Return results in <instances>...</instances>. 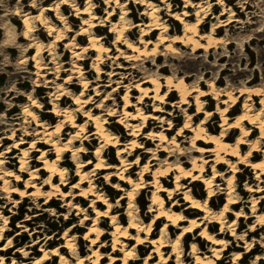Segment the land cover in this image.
Returning <instances> with one entry per match:
<instances>
[{"label":"rangeland","instance_id":"rangeland-1","mask_svg":"<svg viewBox=\"0 0 264 264\" xmlns=\"http://www.w3.org/2000/svg\"><path fill=\"white\" fill-rule=\"evenodd\" d=\"M62 0H0V138L4 135L11 136L12 132L16 129V126L23 125L25 118L23 115V109L26 106H30L32 102L36 101L40 108H35L36 113L39 115V119L44 121L48 126H52L57 123L61 116L56 115L52 112L55 103L58 104L60 109L63 108H73L75 107L74 95L77 92L82 91L83 87L80 82V78L73 77L71 79L72 85L65 84V78L72 75L71 71L60 73L58 84L63 86L62 89L52 87L53 83L46 82V77H41L37 72L36 62L33 59L36 53V43H43L45 49H49V42L54 39L53 34L50 35V31L41 21L37 20L36 17H32V31L28 34L25 33V25L23 17L25 15L34 16L40 13V10L44 6L54 5L56 2H61ZM73 3H77L80 6L85 5V0H71ZM121 2H127V10L129 12L128 21L130 25H136L141 23L145 25L146 22L150 20L149 16L143 14L145 6L136 0H120ZM157 4L161 10L162 22L166 24L168 29H170L169 37L183 33V23L170 15L172 11L182 13L187 11L191 14L189 20L200 21L199 33L208 34L211 29L217 37H220L217 44H213L209 49L205 47L197 52H194L192 47L182 46L178 43V53H167L164 51V46L161 50L165 52L159 58H151L149 63L155 62V66L149 64L153 67L155 71L157 66L166 65V71H159L163 76L171 74L172 72H179L177 76H187L185 78L188 83L193 86H200L206 90L207 95L203 97V112L200 113L196 118H193L195 113H197V106L195 104V98L190 97V104L182 106L180 103V95L177 90L173 91V94H167V104L163 105L166 113L164 116L165 123L170 122L172 130L168 134L171 138L185 126L188 119L192 118V124H197L202 119H205L208 129L214 132H221V123L223 121L222 114L220 112V107L228 109L229 120H233L236 116L243 112V107L246 102L247 94H241L244 92L246 85L249 88H260L262 90L261 94L264 97V0H190V4L193 6H185L184 0H151ZM94 7L96 8V13L99 19H105L109 9L105 0H92ZM201 3L203 10L197 13V4ZM171 9V11L168 10ZM63 14L67 17L70 28L73 30L71 34H75L80 30L83 21V15L80 17L75 16V11L72 6L66 5V9H62ZM121 9H116V15L114 20L119 19ZM47 14L48 19H55V11H50ZM82 18V19H81ZM111 21L106 22V25L100 26L97 35L107 36L109 42L107 46L114 48L113 54H115V47L113 42L116 38V34L110 32ZM58 26H63L61 22L53 21ZM134 37H130L132 40L137 41L143 37V31L141 26L133 27ZM159 32L156 30L152 35L146 36L144 39L157 40ZM89 33L84 35V40H77L78 46L89 42ZM205 42V40H204ZM124 49L126 47L122 45ZM54 54L50 55V50L46 51L45 55L40 57V61L44 64H49L56 69V66H61V69L72 68V63L76 60L72 57V52L65 46V42L54 46ZM162 51V52H163ZM117 53V52H116ZM96 51H91L84 55L85 61H81L80 65L82 68L91 72V77L88 80H93L98 77L96 71L92 68L93 57H95ZM55 58L58 63H51L50 61ZM111 60L108 61L107 65H102L104 70V79H109V71H111ZM128 65V63H125ZM148 66V67H150ZM57 74H49V77L55 80ZM214 83V89L210 82ZM165 83V79L163 80ZM210 85V86H209ZM76 87V88H75ZM93 87V86H92ZM216 88V90H215ZM168 87L165 86L162 90L165 93L168 91ZM212 89V91L210 90ZM210 91V92H209ZM231 92L234 99L227 101L226 104L222 103L223 99H228L225 93ZM125 89L116 92L115 97L118 98L119 105L122 108L124 105V100L122 96L125 94ZM214 92H219L223 94L221 96H216ZM53 94V95H52ZM89 94H94V89L88 91ZM133 95H138L139 91H134ZM195 94V93H194ZM241 95V96H239ZM262 96H256V101L253 103L257 109L262 108V104L259 102ZM55 97H59V100H55ZM134 102L137 101L136 97H132ZM101 102V99H99ZM98 102V103H99ZM153 98H148L146 100V106L148 109L145 111L151 113L152 115L159 114L161 117L162 113L154 112ZM180 103V104H179ZM159 105V103H158ZM179 105V106H177ZM108 106L106 107V109ZM116 116L105 115L108 121L111 123V131L119 136V140L122 144L117 146H106L103 157L105 163L109 165L121 166V160L118 155L119 147L125 146L131 139L132 135H129L128 129L123 124L117 122L118 113ZM135 111V110H134ZM206 111H211L212 114L206 116ZM83 113V112H81ZM98 113V112H94ZM189 114L190 116H186ZM31 120V118H29ZM84 118L77 119L78 123H83ZM160 119H150L147 127L141 132L142 136L139 138V143L144 146L138 152H135L133 157L130 159H135L140 157V162L138 165H134L131 168V172H128V176L132 177L136 182H140L141 172L143 170V165L147 164L154 153L157 154L159 159H165L167 157V152L160 154L159 150L162 147L157 145L156 141H151L147 143L148 138L145 135L147 133L154 131L158 132L163 123L159 122ZM15 122L22 124H14ZM87 133L94 130L93 121L89 122ZM138 123H141L139 121ZM68 124V125H67ZM169 124V125H170ZM166 124V126H169ZM35 127V123L33 125ZM248 129H255V131L250 134L247 138L254 140L259 134L260 130L252 126L247 125ZM75 129L70 127L69 123H66L64 128V137L66 138L68 134ZM23 131V130H22ZM21 130L18 131L17 138L22 136ZM33 131V130H32ZM226 133L230 135V141H235L241 134L240 128L229 127ZM192 133L186 131L185 136H191ZM182 137L180 143L182 144L183 150H189V141L183 143ZM28 139L31 140V137ZM14 140L5 139L1 142L0 152H2L8 145H10ZM98 139H91L86 141L84 145L87 154L81 159V161L91 159L93 162L97 161L94 150L99 145ZM80 146V142L77 144ZM200 146L202 144H199ZM213 146V143L206 144ZM259 148L264 149V143L259 144ZM28 144L21 147L25 148ZM14 149L10 154V160L14 165L7 166V169H17L19 166V155L21 149ZM39 150L48 149L47 144L39 143L37 145ZM173 147H170L172 149ZM250 147L248 145L244 146L242 149V154H245ZM129 151V150H128ZM178 153V150H175ZM40 152L36 151L32 153V158L37 159ZM127 154H124L126 156ZM196 154L193 157L185 156L184 159L188 161L186 167H190L193 158L197 157ZM209 155V153H208ZM207 155V156H208ZM50 159H54L56 154L49 156ZM127 157V156H126ZM264 152L259 151V156H251L249 162H255L257 160L263 159ZM72 153L68 152L64 154V162L61 164L62 167L66 168L68 171V183H78L80 181V175H76L77 172V162L72 159ZM232 160H237L232 158ZM174 161V160H173ZM212 164L208 165L205 176L209 177L212 175ZM248 161H244L237 165L235 170L233 167L224 164L218 167V170L222 175L216 179V184L214 186V195L209 198L208 205L212 211L220 210L224 203L227 201L226 189L228 183L226 181L227 177H234V193L236 200L239 201L238 205H233L230 210L242 212L243 216L236 220V234L231 235L228 227H224L222 230L224 234L218 235V237L226 239L227 249H225L222 254V260H217L218 264H233V256L237 253H241L242 258L238 260L237 264H264V190L261 192H251L247 188H264V174L259 177L256 176L254 169L251 165H247ZM40 163L34 161L31 163L32 167H37ZM91 164L88 168L93 167ZM87 168V169H88ZM153 167L150 168V174L144 176L143 183L144 188L134 189V202L133 210L138 215V218L143 223H149L153 218L154 214L149 211L150 209V199L153 195V186L149 181L153 180L152 175ZM112 171L118 172L119 170L114 168ZM106 171H103L105 173ZM22 183L18 186L20 189L25 188V180L28 178L27 173H21ZM42 182L48 173L44 172L40 175ZM175 170H172L169 175H166L163 185L166 188L175 187ZM260 179L262 182H260ZM42 180V181H41ZM166 181V182H165ZM54 183H59V177H56L53 181ZM189 182V183H188ZM184 183L190 184V191L192 195L201 201H205L208 198V191L206 185L201 181H192V178L186 179ZM2 184V181H0ZM120 184L124 189L117 190L114 185ZM119 185V186H120ZM95 190L102 192L111 202L113 206L112 214L117 215V220L119 224L125 225L129 222V216L127 215V209L129 207L130 199L129 197L123 198L127 195L129 191L133 189V186L127 182L120 181L117 178L106 180L103 177H98L94 184ZM15 187V186H14ZM46 187L45 189L49 188ZM84 188L89 187V183L83 184ZM70 187H64V192L68 191ZM79 192V189H76ZM0 189V232L1 226H5L3 231V241L0 245L7 244L9 239L12 241V247L7 253L4 254L6 257L4 264H21L23 261H28L43 253L44 249H53L56 246L65 244L66 238L72 237L74 239V246L76 252L79 256L87 258L93 251L91 246V241L84 238L86 231H88L89 226L93 223V219L96 216L92 208L89 209L90 200H86L83 197H78L68 206L67 203L71 202V198L63 199L61 195L59 198H53L48 204H44L45 198L36 199L33 196H27L25 198L21 197L19 194L13 197L6 198L5 193ZM4 195V197H3ZM164 197L167 199L166 206L170 207L172 201L168 199L167 192L163 193ZM176 199L182 204L180 211H184V208L188 205L183 194H177ZM91 198V197H90ZM43 199V200H42ZM83 202H81V200ZM256 200V211L253 210L252 204ZM11 201L10 203H8ZM78 204L84 208L82 213L73 206ZM100 209L105 210L106 206H101ZM190 211H193L189 213ZM78 213V214H77ZM203 211L195 210L194 208L188 209V212H184L185 218L202 217ZM258 214H262L263 220L259 221ZM88 217V219H84ZM4 219L8 222L4 224ZM211 218L203 219V223L208 226L210 233H217L221 231V224L212 221ZM227 221H234L236 216L234 213H230L226 217ZM167 223L166 218H161L159 221L154 222L152 234L150 239H154L160 235V228ZM184 224H188L185 222ZM228 225V224H227ZM252 226L254 230L252 231ZM110 217L100 218V228L103 230L101 241L105 242L108 246L102 251L103 255H110L112 252V235L111 230L113 229ZM202 227L196 229L192 233L184 236L181 243V251L184 255V260L188 263H194L195 259L192 257L191 245L193 242L196 243L198 249L202 250L204 253H210V249L213 247V243L198 236ZM226 228V229H225ZM181 229L177 227H172V234L169 235V239L172 241L178 236ZM135 235L136 231H132ZM145 236V234H144ZM35 242H37L35 244ZM136 244L135 240H128V247H132ZM153 245L151 242L147 241L143 243L136 250V258L139 264H144L146 257L151 254ZM18 249H26L29 253L27 257L18 252ZM172 252V247L166 248V254L170 255ZM60 254H64L70 257L69 249L62 248L59 251V255L50 254V259L45 264H59ZM114 256L120 257L122 255L121 251H117L113 254ZM157 256V254H156ZM71 258V257H70ZM157 259V258H156ZM153 258L151 262L156 260ZM109 259H103L102 264H107ZM89 262V261H86ZM121 261L119 262V264ZM131 264H133L131 262ZM166 264H177L176 255H172L171 259Z\"/></svg>","mask_w":264,"mask_h":264},{"label":"bare ground","instance_id":"bare-ground-1","mask_svg":"<svg viewBox=\"0 0 264 264\" xmlns=\"http://www.w3.org/2000/svg\"><path fill=\"white\" fill-rule=\"evenodd\" d=\"M136 1L145 6L143 14H146L150 18L145 25L141 23H136V25H134L137 27L141 26L143 31V37L137 41L130 38L132 36L134 37V26L130 25L128 21L129 12L127 10V2H121L120 0H105L108 7L112 6V4L114 5L111 7L112 10L109 9L106 11L107 16L105 19H99L96 13V6L94 7L92 0H85L84 6L73 3L71 0H62L61 2H56L54 5L44 6L37 15H25L23 17L26 34L32 31V17H36L37 20L44 23L50 31V35L53 34L54 36V39L49 42V49H45L44 44L40 42L35 45L36 53L33 59L36 62L38 74L41 77H46V82L53 83V85H51L52 87L55 86L56 88L62 89L63 86L57 83L58 80H60L59 75L60 73L71 71L72 75L65 78V84L72 85L71 79L73 77H78L80 78L79 84H81L83 89L74 95L73 103L75 107L60 109L58 104L55 103L52 112L61 116V118L52 126H48L44 121L39 119V115L36 113L35 108H40V106L36 101L23 109V118H25L23 125H19L22 123L15 122L14 124H18L19 126H16L11 136L4 135L0 138V148L1 142L5 139L14 140L0 152V181H2L0 189L6 194L5 197L8 199L10 198V200L11 197L19 194L23 198L27 196H33L36 199L45 198L43 201L44 204L50 203L53 198H59V195H61L63 199H67V201L71 198V202L67 203L68 206H71L74 200L78 199V197H83L86 200H90V204L88 205L89 209L92 208L96 216L84 235L85 239L91 241V246L93 247L92 253H90L87 258L79 256L74 246V239L68 237L66 238L65 244L59 247L56 246L53 249H44L43 253L37 256V258L23 261L21 264H45L50 259V254L59 255V251L64 247L69 249L71 258L64 254H60L59 264H102V260L106 258L109 259L107 264H119L120 261V264H131V262L133 264H139L135 257L136 250L147 241L151 242L153 247L151 254L146 257L144 264H166L170 261L172 255H176L177 264H218L217 260H222L221 253L227 249L226 239L220 238L218 235L224 234L222 230L224 227H228L230 234L235 235L237 231L236 220L243 216L242 212H233L230 210L233 205L239 204V201L236 200L233 195V176L226 178L228 183L226 189L227 201L224 203L223 207L218 211H212L209 207L208 200L214 195L213 191L216 179L222 175L218 167L227 164L233 167L232 170H235L239 163L248 161L247 165H251L256 176L259 177L261 174H264V157L255 162H249L251 156L258 157L259 151L264 152V149L261 150L259 148V144L264 143V97L261 94L262 90L260 88H249V86L246 85L244 92L241 93L247 94L243 112L239 113L233 120H229L227 114L228 109L220 107L219 110L223 118L221 132H214L208 129V122L205 119H202L197 124H192L191 118L186 121L185 126L181 128L175 136L171 138L168 136L172 127L170 122L165 123L163 120L166 111L164 107H162V104H167V94H173V91L177 90L181 98V105H189V107L191 106L190 97H194L198 110L197 113L191 117L196 118L203 112L204 106L202 99L208 92L200 86H193L188 83L185 78H188L190 75L179 77L177 76L179 72H172L166 76L161 75L159 71L167 70L165 64L157 66V69L154 71L153 67L149 65L152 64L155 66V62L149 63L151 58H159L161 55H164V51H167V53H178V43L186 47L191 46L194 52L204 47L209 49L213 44L215 45L219 42L220 37L216 36L213 28L208 34H200V21L189 20L191 14L187 11H183L181 14L175 11L170 13L171 16L182 22L184 27L183 33L169 37L170 29L162 22V12L157 4L151 0ZM184 1L186 7L193 6L190 4V0ZM66 5L72 6L76 17L83 15L82 26L75 34H71L73 30L69 26L67 17L62 12V9H66ZM118 8L121 9L119 19L114 20L112 18L116 15L115 11ZM197 9V13L203 10L201 3L197 4ZM52 10L56 13L55 19H48L47 14H50ZM168 10L171 11L170 8H168ZM111 19L114 21L111 23L110 32L116 34V38L113 42L115 51L117 52H115V54H113L114 48L107 46L109 38L107 36L97 35L99 32L98 28L106 25V22L111 21ZM54 20L61 22L63 26L56 25L53 22ZM156 30L159 32L157 40L144 39L146 36L152 35ZM87 33L90 35L89 42L82 47L78 46L76 41L84 40V35ZM62 42H65V46L71 50L72 57L76 60L72 63V68L61 69V66H56V69L53 70L50 63L47 65L42 63L40 57L44 56L48 50H50V55H53L54 46ZM122 45H124L126 49H124ZM162 46H164V51L163 49L161 50ZM91 51H96L97 54L93 57L92 68L96 71L98 77L93 80H88L92 74L90 71L82 68L80 62L85 61L84 55H87V53ZM110 60L111 71L107 73L109 74V79L105 80L102 65H107ZM50 62L58 63L55 58ZM126 62L128 65L125 64ZM52 73L57 74L55 80L49 77V74ZM164 79L165 83L163 82ZM210 84L212 89H214L213 81L210 82ZM165 86L168 87L166 93L162 90ZM90 89H94V94L88 95ZM122 89H125L126 92L122 96L124 105L121 108L118 98H116L115 95L116 92ZM212 89L210 90L212 91ZM134 91H139V94L133 95L132 93ZM214 93L215 97L223 95L219 92ZM225 95L228 96V99H223L221 101L222 103L226 104L227 101L234 99L231 92L225 93ZM256 96H262L259 101L262 104L261 109H257L253 104L256 101ZM132 97H136L137 101L134 102ZM148 98H153V100H155L154 112L162 113L161 117L159 114L152 115L145 111L148 109L146 106V100ZM59 99V97H55V100ZM99 99H101V102H99ZM250 101L253 103H250ZM107 106L108 108L106 109ZM120 108L121 112L118 113L117 122L123 124L126 129H128L129 135H132L133 139L125 146L119 147L118 155L121 160V166H116L106 164L103 157L106 146H117L122 144L119 140V136L111 131V123L105 115L116 116L115 113L119 112ZM94 112L98 113L94 114ZM211 114V111H206V116ZM186 116L189 117L190 115L186 114ZM82 117L84 118L83 123H78L77 119H81ZM29 118H31V120H29ZM150 119H160L159 122L163 124L159 125L161 129L158 132L151 131L147 133L148 135H145L149 140L147 143H150V140L156 141L157 145L162 147L159 153L162 154L163 152H167L168 154L165 159H159L157 154L154 153L148 163L143 165V170L140 174L141 181L136 182L132 177L128 176V172H131L132 166L138 165L140 157L133 160L130 158L133 157L135 152L144 148V146L139 143V138L144 137L141 132L147 127ZM90 121L94 123V130L87 133ZM139 121H141V123H138ZM34 123L35 127H33ZM66 123H69L70 127H73L75 130L70 132L65 138L63 135ZM166 124L170 125L166 126ZM248 124L260 130V134L254 140L247 138L252 131H255V129H248ZM229 127L241 129V134L237 140L230 141V135L226 133ZM19 130H23L22 132L24 133H22V136L18 139L16 134ZM186 131L191 132L192 135L184 137ZM29 137H31V140L28 139ZM182 137H184L183 143L189 141V150L182 149V144L180 143ZM91 139H98L100 143L94 150L97 161L93 162L91 159L81 161V159L85 157V154H87L84 145H86V141ZM79 142L80 146L77 145ZM39 143L47 144L49 148L39 150L37 148ZM210 143H213V146L206 145ZM25 144H28V146L25 148L21 147ZM199 144L202 145L200 146ZM246 145H248L250 149L246 151L245 154H242L241 151ZM20 147L22 149L18 159V168L16 170L7 169V166L14 165L10 160V157H12L10 154L14 149H19ZM170 147L173 148L170 149ZM175 150H178V153H175ZM36 151H39L40 154L37 159H33L32 153ZM68 152L72 153V159L77 162L76 175H80V181L78 183L69 184L68 171L61 166L64 162L63 156ZM54 153L56 157L50 159L49 156ZM124 154H127V157L124 156ZM196 154H198L197 157L189 161L191 166L186 167L188 161H186L184 157H193ZM232 158L237 160L234 161ZM34 161H38L40 164L37 167H32L31 163ZM212 161L215 162L211 166L212 175L206 177V167L212 164ZM91 164L94 166L88 168ZM151 167H153V180L149 181V183L154 189L150 199L149 211L154 214V218L149 223H143L132 207L135 197L133 190L145 187L143 179L144 176L150 174ZM114 168L119 171H112ZM172 170H175V187L166 188L162 183L164 182L163 178L169 175ZM103 171L106 172L102 174ZM44 172H47L48 176L40 182V175ZM21 173L29 174L28 178L25 180L24 189L18 187L23 180L20 175ZM99 176L106 180L117 178L133 186V189L129 191L127 195L123 196V198L129 197L130 199L127 209V215L129 216V222L127 224L122 225L118 223L117 215L112 214L114 208L110 200L102 192L95 190L94 184ZM56 177H59V183L57 184L53 182ZM190 178H192V181H201L205 183L208 191V198L205 201H201L194 197L190 191L189 182L184 183L186 179ZM86 182L89 183L88 188L83 187V184ZM260 182H262L261 179ZM48 185L50 187L45 189ZM119 185L120 184L114 185V187H116L117 190H123L124 188ZM68 186L70 189L64 192V187ZM76 189L80 191L77 192ZM247 189L251 192H261L264 190L262 187L258 189ZM3 192H1V194ZM164 192H167L168 199L172 201L170 207L166 206L167 199L163 195ZM177 194H183V197L188 203L184 211L179 210L182 204L177 201L175 197ZM262 197H264V195ZM0 198H2L1 195ZM80 200L83 202L82 199ZM10 202L11 201L8 203ZM101 206H106V209H100ZM252 207L253 210L256 209V200L253 201ZM73 208L79 210V213H82L84 210V208L78 204H75ZM190 208L203 211V216L201 218H185L184 212H188ZM191 212L193 211L189 213ZM230 213H234L236 219L228 222L226 217H228ZM103 216L110 217L111 224L114 226L110 232L112 235L113 247L110 255L102 254V251L108 246L105 242L101 241L104 232L100 228V218ZM258 216L257 220L262 221V214H258ZM161 218H166L167 223L160 228L159 236L150 239L154 222L159 221ZM206 218H211L212 221L220 223L221 231L216 234L210 233L208 226L202 221ZM84 219H88V217ZM7 222L8 220L4 219V224ZM185 222L188 224H184ZM172 227L181 229V232L171 241L169 235L172 234ZM200 227L202 228L198 236L213 243V247L210 249V253H204L202 250L198 249L196 243L193 242L191 245V252L195 261L194 263H188L184 260V255L180 249L182 238ZM254 229V226H252V231ZM4 230L5 226L2 225L0 242L3 241L2 236ZM134 230L136 231L135 235L132 233ZM128 240H135L136 244L132 247H128ZM9 241L11 240L9 239ZM9 241L7 244L0 245V260H2V264H4L6 260L4 254L12 247ZM36 243L37 242H35V244ZM168 247H172L170 255L166 254V248ZM117 251L122 252L120 257L113 255ZM18 252L23 254L24 257H27L29 253L26 249H18ZM153 258L157 259L151 262ZM241 258V253L235 254L232 259L233 264H237L238 260Z\"/></svg>","mask_w":264,"mask_h":264},{"label":"clouds","instance_id":"clouds-1","mask_svg":"<svg viewBox=\"0 0 264 264\" xmlns=\"http://www.w3.org/2000/svg\"><path fill=\"white\" fill-rule=\"evenodd\" d=\"M9 244H11V241H9ZM0 264H2V260H0ZM13 264H15V261H13Z\"/></svg>","mask_w":264,"mask_h":264},{"label":"trees","instance_id":"trees-1","mask_svg":"<svg viewBox=\"0 0 264 264\" xmlns=\"http://www.w3.org/2000/svg\"><path fill=\"white\" fill-rule=\"evenodd\" d=\"M195 209V208H194ZM195 210H198V209H195Z\"/></svg>","mask_w":264,"mask_h":264}]
</instances>
